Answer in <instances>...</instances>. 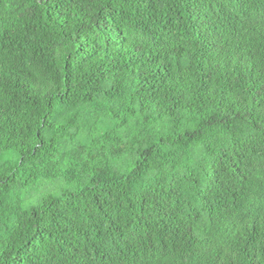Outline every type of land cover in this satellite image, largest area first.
<instances>
[{
  "label": "trees",
  "instance_id": "trees-1",
  "mask_svg": "<svg viewBox=\"0 0 264 264\" xmlns=\"http://www.w3.org/2000/svg\"><path fill=\"white\" fill-rule=\"evenodd\" d=\"M0 264H264V0H0Z\"/></svg>",
  "mask_w": 264,
  "mask_h": 264
}]
</instances>
